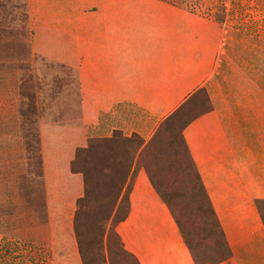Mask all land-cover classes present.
<instances>
[{
	"label": "crops",
	"instance_id": "1",
	"mask_svg": "<svg viewBox=\"0 0 264 264\" xmlns=\"http://www.w3.org/2000/svg\"><path fill=\"white\" fill-rule=\"evenodd\" d=\"M27 6L38 48L77 73L80 128L66 132L69 144L115 130L148 141L205 87L212 108L183 135L231 249L216 264H264V227L254 205L264 198V46L228 54L216 20L169 0H27ZM56 155L50 176L60 173L65 190L80 195L81 174H68L72 151ZM129 199L117 230L141 264H195L144 167Z\"/></svg>",
	"mask_w": 264,
	"mask_h": 264
},
{
	"label": "rangeland",
	"instance_id": "2",
	"mask_svg": "<svg viewBox=\"0 0 264 264\" xmlns=\"http://www.w3.org/2000/svg\"><path fill=\"white\" fill-rule=\"evenodd\" d=\"M176 5L216 20L228 54L231 48L240 53L243 45L246 53L248 47L264 46V0H179ZM32 26L27 0H0V264H84L74 231L83 175L76 195L65 190L67 180L60 173L49 174L56 154L67 149L72 151L68 174L73 173L70 164L78 147L87 146L69 144L66 134L80 128L77 73L38 48ZM207 108L201 92L181 122ZM161 145L163 154L149 161L154 181L183 219L193 250L206 257L203 264L210 263L224 249L205 213L200 183L181 159L178 169H171L184 149L177 130ZM119 224L114 226L118 234ZM100 227L102 236L84 240L88 264H112L106 246L112 218L104 215ZM112 242L113 264H133L130 256L117 254L116 239Z\"/></svg>",
	"mask_w": 264,
	"mask_h": 264
},
{
	"label": "trees",
	"instance_id": "3",
	"mask_svg": "<svg viewBox=\"0 0 264 264\" xmlns=\"http://www.w3.org/2000/svg\"><path fill=\"white\" fill-rule=\"evenodd\" d=\"M169 1L175 4H178L179 2V0ZM215 18L217 19V17ZM201 92L208 102V108L181 122L183 118L182 115L185 113V108L189 106ZM211 108L212 104L208 93L205 87H201L186 98L184 102H182L163 120L148 141H145L136 133H133L131 136H124L121 131L115 130L111 136L91 137L87 140V146L78 147L77 154L71 161L70 167L73 173H81L83 175L84 195L77 199V209L74 216V231L77 238L79 253L84 264H88L85 254L84 240L86 238L103 235L104 230L101 229L100 223L101 220H103L104 215H106L108 219L112 218L113 223V227L109 228L106 238L107 250L111 256L110 262L113 264L114 247L112 240L116 239L117 249H115V251L117 254L119 256H130L133 264H141L138 258L124 247L120 235L114 229L115 225L124 221L128 216L130 210L129 195L132 191L136 174L141 167H144L150 183L162 201L166 204L194 263L203 264L206 257L198 256L193 250L189 240V230L181 216L171 205V202L165 197L164 193L155 183L153 170L149 163L154 157L153 154H156L157 156L163 154L164 149L160 144L162 143L163 138L166 137L167 134L170 136L171 131L173 130H177L184 149L176 159L171 161V169H176V167L178 169L179 163L182 162L181 164L184 163L200 183L201 193L207 202V210L205 213L210 219L209 221L212 223L215 233L221 238V245H223L224 249L223 253L218 256L216 260L204 264H216L230 256L231 249L227 242L224 229L212 205L210 196L206 191L183 135V131L189 123L200 115L208 112ZM175 126L178 128L174 129ZM179 159L181 160L179 161ZM176 160H178L179 163ZM94 177L97 180L96 183L93 181ZM101 181H104V183ZM254 203L264 224V211L262 207L264 206V198H257L254 200Z\"/></svg>",
	"mask_w": 264,
	"mask_h": 264
}]
</instances>
